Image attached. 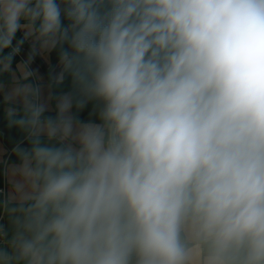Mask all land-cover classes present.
<instances>
[{"label":"clouds","instance_id":"clouds-1","mask_svg":"<svg viewBox=\"0 0 264 264\" xmlns=\"http://www.w3.org/2000/svg\"><path fill=\"white\" fill-rule=\"evenodd\" d=\"M0 125V264H264V0H0Z\"/></svg>","mask_w":264,"mask_h":264},{"label":"crops","instance_id":"crops-1","mask_svg":"<svg viewBox=\"0 0 264 264\" xmlns=\"http://www.w3.org/2000/svg\"><path fill=\"white\" fill-rule=\"evenodd\" d=\"M18 59H19V58H18ZM36 64L39 65V67H40V69H41L42 71L45 70L46 66L40 61L39 58H37Z\"/></svg>","mask_w":264,"mask_h":264},{"label":"trees","instance_id":"trees-1","mask_svg":"<svg viewBox=\"0 0 264 264\" xmlns=\"http://www.w3.org/2000/svg\"><path fill=\"white\" fill-rule=\"evenodd\" d=\"M0 126H2V125H0Z\"/></svg>","mask_w":264,"mask_h":264}]
</instances>
